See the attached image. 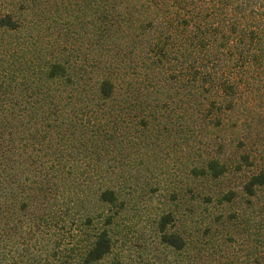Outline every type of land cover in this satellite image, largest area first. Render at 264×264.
Wrapping results in <instances>:
<instances>
[{
    "label": "rangeland",
    "instance_id": "obj_1",
    "mask_svg": "<svg viewBox=\"0 0 264 264\" xmlns=\"http://www.w3.org/2000/svg\"><path fill=\"white\" fill-rule=\"evenodd\" d=\"M116 3L117 13L111 9L113 0H0V18L10 14L19 24L16 29L0 26V115L8 114L13 102L27 96L20 89L33 79L39 52L49 59L60 48L78 58L73 60L78 64L88 61L109 66L107 74L116 83L115 92L111 99L93 101L87 111L101 121L117 118L122 128L128 122L134 124L128 150L131 164L138 166L133 181L138 185L119 219L111 260L117 257L120 264H168L175 258L187 264H264V186L253 196H247L243 188L264 167V98L256 97L253 102L254 97L247 95V100H238L235 110L224 116L222 129L208 135L224 136L231 143L227 172L215 180L186 176L187 165L197 157L199 137L192 134L187 141L168 132L172 122L168 111L171 118L185 113L180 101H169L170 89L141 53L136 21L146 16L143 0ZM101 10H108L117 27L115 31L110 27L99 38ZM97 104L101 106L96 108ZM138 105L145 106L144 130L136 127L142 116ZM195 108L190 105L183 118H191ZM14 146L11 160L7 153H0V264L64 263L65 229L57 230L43 217L51 202L50 159L44 151H37L40 160L33 163L28 153L19 150V141ZM244 155L249 156V163ZM226 192H233L232 199L220 202L218 198ZM205 194L212 199L206 201ZM171 195L177 199L171 201ZM166 211L174 213L175 228L185 230L190 240L181 254L158 244L153 220Z\"/></svg>",
    "mask_w": 264,
    "mask_h": 264
},
{
    "label": "trees",
    "instance_id": "obj_2",
    "mask_svg": "<svg viewBox=\"0 0 264 264\" xmlns=\"http://www.w3.org/2000/svg\"><path fill=\"white\" fill-rule=\"evenodd\" d=\"M143 4L146 16L136 21L141 53L170 89L169 101H180L185 113L171 118L168 111L172 121L168 132L187 141L192 134L199 137L197 157L187 165L186 176L218 179L229 168L226 153L231 143L224 136L208 135L222 129L224 116L235 110L238 100L247 95L254 97L253 102L256 97L264 98V0H143ZM117 7L113 0L111 9L116 12ZM98 13L101 38L117 25L108 10ZM18 25L10 14L0 18L3 28L16 29ZM72 55L60 48L49 59L41 52L35 55L33 79L20 89L27 96L13 102L8 114L0 115L4 120L0 122V153H7L11 160L19 141V150L28 153L33 163L39 159L37 151L49 157L51 202L47 206L51 208L43 217L57 230L64 228L66 238L65 261L56 264H120L117 257L111 258L119 219L138 185L133 182L138 166L131 164L128 150L135 135L130 129L135 128L129 122L122 128L117 118L101 121L88 113L87 106H93L96 99L112 98L116 83L107 74L109 66L102 63V68L99 62L88 61L78 64ZM190 105L196 107L195 112L191 118H183ZM253 106L248 105L250 109ZM138 107L142 116L136 127L144 130L145 106ZM243 159L249 163L248 155ZM260 186H264V167L253 173L243 188L247 196H253ZM232 193L226 192L219 201L231 200ZM204 197L212 199L207 194ZM170 199L175 201L177 196ZM175 222L172 211L158 213L154 232L164 250L181 254L190 240L185 230L175 228ZM168 264L187 262L175 258Z\"/></svg>",
    "mask_w": 264,
    "mask_h": 264
}]
</instances>
